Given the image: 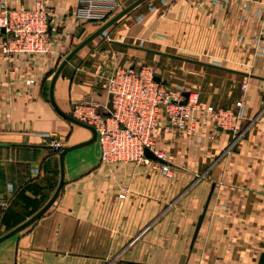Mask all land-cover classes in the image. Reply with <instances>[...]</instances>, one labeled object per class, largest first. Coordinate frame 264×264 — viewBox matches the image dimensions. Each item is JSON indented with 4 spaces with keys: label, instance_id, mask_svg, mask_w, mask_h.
I'll use <instances>...</instances> for the list:
<instances>
[{
    "label": "crops",
    "instance_id": "crops-1",
    "mask_svg": "<svg viewBox=\"0 0 264 264\" xmlns=\"http://www.w3.org/2000/svg\"><path fill=\"white\" fill-rule=\"evenodd\" d=\"M36 1L51 14V54L5 59L0 48V237L51 199L61 149L91 138L54 111L49 85L63 59L104 23L77 21L78 0H0V13ZM119 1L125 8L136 0ZM257 8L258 0H236L225 10L206 0H147L111 25L106 38L80 49L53 87L63 113L71 115L84 97L102 110L103 83L115 68L161 67L171 55L205 64L188 62L189 70L157 76L197 93L200 109L192 117L206 124L192 136L158 134L167 175L148 164L104 165L96 142L67 152L57 198L0 243V264H257L264 252V26L252 18ZM5 38L0 28V47ZM30 78L35 84L27 86ZM238 101L245 115L234 122L228 115ZM46 133L60 143L58 152L40 137Z\"/></svg>",
    "mask_w": 264,
    "mask_h": 264
},
{
    "label": "built area",
    "instance_id": "built-area-1",
    "mask_svg": "<svg viewBox=\"0 0 264 264\" xmlns=\"http://www.w3.org/2000/svg\"><path fill=\"white\" fill-rule=\"evenodd\" d=\"M213 8L225 10L236 0H206ZM119 0H78L74 17L82 23H105L112 15L123 9ZM244 10L247 7H243ZM148 11H155L150 7ZM264 26V0H258V8L252 14ZM245 21V17L241 18ZM140 19H138L139 21ZM51 14L40 1L30 7H3L0 13V28L5 40L1 43V54L5 59L15 56L43 58L51 54V41L48 31L51 26ZM99 38H106V31ZM258 54L264 55V47ZM155 78H159L157 82ZM27 86L35 84L33 78L25 81ZM248 84L243 83L244 91ZM106 96H111L113 111L109 114L106 106L102 110L89 97L82 98L73 105L71 117L92 127L96 133L95 142L100 151V161L104 165L132 164L145 166L152 171L167 175L170 165L164 153L158 149V134L175 131L192 136L198 124L192 114L199 111L198 94L189 92L182 86L171 87L158 77L155 70L145 64L138 67H117L103 83ZM188 93L185 99L183 94ZM213 121L217 123L218 114L213 112ZM245 108L241 101L235 103V113H229L234 122L244 119ZM225 118H227L225 116ZM244 128L238 138L229 146L231 150L237 141L245 135ZM51 148L58 152L61 145L51 134H42ZM149 150L161 162L145 157ZM123 199V195L118 196Z\"/></svg>",
    "mask_w": 264,
    "mask_h": 264
},
{
    "label": "water",
    "instance_id": "water-1",
    "mask_svg": "<svg viewBox=\"0 0 264 264\" xmlns=\"http://www.w3.org/2000/svg\"><path fill=\"white\" fill-rule=\"evenodd\" d=\"M145 1L147 0H136L133 3H131L130 5H128L127 7L123 8L120 12H118L116 15H114L111 19H109L106 23H104V25H102L97 31H95L93 34H91L89 37H87L85 40H83L77 47H75L64 59L63 61L58 65V67L56 68L55 72L53 73V76L51 78L50 81V85H49V102L51 104V106L53 107L54 111L65 121L74 124L76 126H79L81 128H84L86 130H88L91 133V138L89 141L85 142V143H81L79 145H75V146H71V147H64L61 149V151L58 154L59 157V163H60V181L58 184V187L55 191V193L53 194V196L51 197V199L48 201V203L40 210L38 211L33 217H31L29 220H27L25 223H23L22 225L16 227L15 229H13L12 231H10L9 233L3 235L2 237H0V243L8 238H10L11 236L17 234L18 232L22 231L23 229H25L26 227H28L29 225H31L33 222H35L39 217L42 216V214L52 205V203L55 201V199L57 198L62 185H63V157L64 155L76 148L79 147H83L89 144H92L95 142L96 139V133L95 130L86 125L83 124L79 121H77L76 119H74L73 117H71L70 115H67L65 113H63L62 111H60L58 109V107L55 104V101L53 99V87L55 84V81L57 79V77L59 76L61 70L63 69V67L67 64V62L80 50L82 49L85 45H87L89 42H91L93 39L97 38V37H101L103 35V32L106 31L111 25H113L115 22H117L119 19H121L122 17H124L125 15H127L129 12H131L133 9H135L136 7H138L139 5L143 4ZM169 58H174V59H180V60H184L186 62H191V63H195V64H200L205 66V64L203 63H199V62H195V61H191L189 59H184V58H180V57H176V56H171V55H165ZM209 67H215L212 65H206ZM216 68V67H215ZM155 80L158 82L159 78H155ZM184 98L186 99L188 97V93H184L183 94ZM106 109L108 111L107 114H109L110 112L113 111L112 108V99L111 96L109 95L107 98V105H106ZM144 155L146 158L153 160V161H159L161 162L156 156H154L149 150L145 149L144 150ZM213 187H211V191L207 197L204 209L201 213V215L198 217L195 229H194V233L191 239V247L196 239L197 233L199 231V228L202 224L204 215H205V211L207 209V205L209 203L212 191H213ZM133 264V263H131ZM257 264H264V252L260 254L259 259Z\"/></svg>",
    "mask_w": 264,
    "mask_h": 264
},
{
    "label": "rangeland",
    "instance_id": "rangeland-1",
    "mask_svg": "<svg viewBox=\"0 0 264 264\" xmlns=\"http://www.w3.org/2000/svg\"><path fill=\"white\" fill-rule=\"evenodd\" d=\"M164 61L165 62L163 63V65L161 67L153 65V64H149V63H146L145 65L152 67L155 70L156 75H159V76H160L159 72H161V71H163V74H166V75L177 74L180 72V70H179L180 67H186L189 70V63L184 61V60L173 59V58L171 59L170 58V59H165ZM174 70H176V71H174ZM181 76H183V75H181Z\"/></svg>",
    "mask_w": 264,
    "mask_h": 264
}]
</instances>
